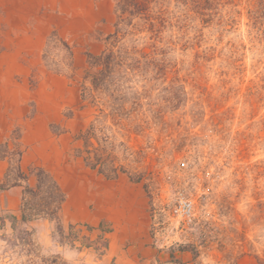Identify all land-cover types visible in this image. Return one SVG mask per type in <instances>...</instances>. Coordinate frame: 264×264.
I'll return each instance as SVG.
<instances>
[{
	"label": "rangeland",
	"instance_id": "rangeland-1",
	"mask_svg": "<svg viewBox=\"0 0 264 264\" xmlns=\"http://www.w3.org/2000/svg\"><path fill=\"white\" fill-rule=\"evenodd\" d=\"M20 2L0 0V13ZM60 3L42 63L68 76L77 103L52 129L69 134L70 156L142 185L151 252L132 263L109 250L107 224L64 222V193L42 168L21 171L15 145L1 187L22 192L0 211V264H264V0H155L117 26L110 0L87 38ZM104 52L99 75L90 61Z\"/></svg>",
	"mask_w": 264,
	"mask_h": 264
},
{
	"label": "crops",
	"instance_id": "crops-1",
	"mask_svg": "<svg viewBox=\"0 0 264 264\" xmlns=\"http://www.w3.org/2000/svg\"><path fill=\"white\" fill-rule=\"evenodd\" d=\"M58 2L67 7L68 0H23L0 13V28L7 30L0 44V147L6 148L0 154V211L15 209L22 192L21 185L1 187L16 145L20 170L42 168L64 193L62 220L107 224L109 250L130 255L127 260L134 263L137 253L151 252L152 220L142 185L125 174L105 176L70 156L69 134L52 129L61 123L64 109L77 103L76 88L68 76L42 63L48 32L56 29V21H64L52 12ZM68 4L72 14L65 18L68 28L86 38L104 15H110V0H69Z\"/></svg>",
	"mask_w": 264,
	"mask_h": 264
},
{
	"label": "trees",
	"instance_id": "trees-1",
	"mask_svg": "<svg viewBox=\"0 0 264 264\" xmlns=\"http://www.w3.org/2000/svg\"><path fill=\"white\" fill-rule=\"evenodd\" d=\"M115 1L118 9L120 10V14L117 15L118 18V22L116 23L117 26V24L127 19L125 14L126 15L146 14L149 8V4L155 0H115ZM118 31L119 30L117 29V31L114 34H110L108 37L117 36ZM108 57L109 54L104 52L99 56L92 58V61H90V67L92 69H96L97 74L102 75V73L105 70L104 68ZM98 66L99 67L102 66V69L97 70ZM98 77L96 76V79H98ZM106 231H108V229Z\"/></svg>",
	"mask_w": 264,
	"mask_h": 264
},
{
	"label": "built area",
	"instance_id": "built-area-1",
	"mask_svg": "<svg viewBox=\"0 0 264 264\" xmlns=\"http://www.w3.org/2000/svg\"><path fill=\"white\" fill-rule=\"evenodd\" d=\"M177 213L186 220H191L192 204L188 200H179L176 208Z\"/></svg>",
	"mask_w": 264,
	"mask_h": 264
}]
</instances>
